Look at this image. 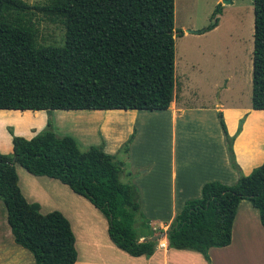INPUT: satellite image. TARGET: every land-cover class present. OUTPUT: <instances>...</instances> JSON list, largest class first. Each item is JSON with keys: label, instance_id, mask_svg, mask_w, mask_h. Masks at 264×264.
Segmentation results:
<instances>
[{"label": "trees", "instance_id": "trees-1", "mask_svg": "<svg viewBox=\"0 0 264 264\" xmlns=\"http://www.w3.org/2000/svg\"><path fill=\"white\" fill-rule=\"evenodd\" d=\"M30 10L59 20L61 45L37 44ZM219 13L217 5L211 15ZM252 14L250 108L264 111V0H252ZM173 38V0H53L45 6L0 0V110L165 111L173 87ZM215 114L237 180L203 183L199 197L185 200L165 231L168 249L195 251L207 262L209 248L230 243L241 200L257 211L264 230V160L242 175L233 137L221 113ZM8 132L11 154H0V201L14 243L31 254L32 264H73L74 238L59 212L42 215L37 204L24 200L15 164L86 199L105 218L107 236L120 251L153 254L156 241L147 240L153 234L140 212L138 190L119 181L121 166L113 155L101 146L80 151L72 138L56 136L49 120L29 139Z\"/></svg>", "mask_w": 264, "mask_h": 264}, {"label": "rangeland", "instance_id": "rangeland-1", "mask_svg": "<svg viewBox=\"0 0 264 264\" xmlns=\"http://www.w3.org/2000/svg\"><path fill=\"white\" fill-rule=\"evenodd\" d=\"M21 1L31 6H45L53 0ZM221 1L173 0L174 91L177 102L179 101L178 105L184 112L182 119L177 121L175 129L177 166L180 164L177 161L181 154L187 155L186 160L188 162L191 160L194 163L193 159L198 158L195 155L196 149L203 151L204 148L208 149L212 145L217 151L219 139H222L216 112H214L217 106L225 110V116L229 115V121L225 122L230 124L229 127L233 125L231 124L233 115L235 113L241 115L236 120L234 133L229 136L233 139L239 133L244 119L248 121V127L250 128L251 125L254 129L261 126L259 121L261 123L264 121V111L256 113L258 111H253L250 108L252 0H229L228 4H222ZM217 5H219L220 13L213 17L211 14ZM27 17L30 18L36 31L37 44L59 46L63 43V27L59 20L35 10H30ZM215 21V27L203 32L205 28L212 27ZM184 30L194 33L187 34L184 33ZM179 34L181 36H178ZM11 112L14 113L8 114L5 118L19 124V119L24 117H19V115L23 112ZM107 112L40 111L39 113L44 116L45 123L47 120L50 121L51 130L56 136L72 138L78 149L84 151L89 146H97L101 142L99 133L93 131L91 124H93L94 118H102ZM110 113L115 118L134 115L131 132H134L135 141L130 148V140L126 151L123 145L125 141L122 142L120 150L114 155V160L121 166L119 181L122 184L135 186L133 178L140 179V184H143L144 188L143 190L139 188L138 195L141 193L139 202L141 198L142 200L146 199L145 196L154 190L160 193L155 194L160 195L161 201L159 202L166 203L164 199L169 198L171 192L168 182V151L171 133L168 114L147 111H111ZM259 116H261L260 119H258ZM10 128L7 126L4 128L9 136L8 131L13 135ZM16 136L23 137L20 134ZM263 144H260L262 146L260 148L264 151ZM223 148L225 149L224 143ZM128 149H130L129 155ZM14 167L17 171L18 184L22 188L25 182L23 176L29 178L33 176L27 174L17 165ZM242 172L240 173L243 175ZM61 187L69 193L65 186ZM142 204L141 201V213ZM0 207L2 210L0 220L2 221L5 212L1 201Z\"/></svg>", "mask_w": 264, "mask_h": 264}, {"label": "crops", "instance_id": "crops-1", "mask_svg": "<svg viewBox=\"0 0 264 264\" xmlns=\"http://www.w3.org/2000/svg\"><path fill=\"white\" fill-rule=\"evenodd\" d=\"M178 104L173 79L169 107L165 111H158L168 114L171 126L168 151L170 196L167 199L163 197L166 203L161 204L159 202L161 201L160 195H155L160 193L153 190L145 196L146 199L143 198L142 200L141 198L140 200L143 203L142 215L147 220L148 229L153 235L166 231L185 200L199 197V190L203 183L219 181L225 185H232L238 177L237 173L228 166L222 134L217 151L212 145L208 149L204 148L203 151L196 149L195 155L198 158L193 159L194 163L189 158L190 161L188 162L186 160L187 155L181 154L179 161H177L180 164L177 166L175 129L177 121L182 119L184 113ZM218 108L220 106H217L214 112L222 111L227 135L231 136L235 130L236 120L241 115L235 113L231 123L233 125L229 127L230 124L225 123L229 121V115L225 116V110L221 108L218 110ZM111 111H108L102 118H94L91 127H93V131L99 133L101 142L98 145L101 144L102 151L114 156L120 150L122 142H126L130 136H132L130 148L135 141L134 132H131L134 115L115 118L112 117ZM130 111L134 112L133 110ZM22 112L19 117H24L19 119L20 123L18 124L5 118L14 112L0 110V154L11 153V137L4 129L6 126L11 127L13 135L20 134L24 139L31 138L34 133L45 126L44 116L39 113L40 111ZM256 113H261V111ZM260 118L261 116L258 117V119ZM259 123L261 126L254 129L250 125L249 128L248 121L244 119L239 133L232 142L234 160L240 172L243 171L244 176L248 175L254 167H258L264 160V151L260 148L262 147L260 144L264 143V121L262 123L259 121ZM199 162L200 164H197ZM14 170L17 175L15 167ZM23 177L25 179L23 187L19 186L18 177L17 186L24 200L28 203L37 204L40 214L44 215L57 211L68 222L74 238L73 246L76 254L73 264H264V230L258 221L257 211L246 200H241L236 208L230 230V243L222 248H209L207 250L208 262L195 251L174 250L167 247L158 249L156 245L153 254L148 258L143 256L130 257L111 243L106 232L105 218L86 199L72 193L67 186L62 185L57 180L44 176ZM133 182L138 191L139 188L143 190L144 185L140 184V179L133 178ZM61 186H65L69 193ZM1 211L0 207V213ZM2 218L4 221L3 219L0 220V264H32L31 254L14 243L10 230L7 228L8 225H5L6 215ZM161 240H165V237Z\"/></svg>", "mask_w": 264, "mask_h": 264}, {"label": "water", "instance_id": "water-1", "mask_svg": "<svg viewBox=\"0 0 264 264\" xmlns=\"http://www.w3.org/2000/svg\"><path fill=\"white\" fill-rule=\"evenodd\" d=\"M221 3L222 4H228L229 3V0H222ZM184 33L192 34L194 32L193 31H190V30H184ZM12 162H13V160H12ZM164 237H166V232H161V233H158V234H155V235L150 236L147 240L149 242H154V241H157V240L162 239Z\"/></svg>", "mask_w": 264, "mask_h": 264}, {"label": "built area", "instance_id": "built-area-1", "mask_svg": "<svg viewBox=\"0 0 264 264\" xmlns=\"http://www.w3.org/2000/svg\"><path fill=\"white\" fill-rule=\"evenodd\" d=\"M165 247H166L165 240L159 239V240L156 241V248H158V249H164Z\"/></svg>", "mask_w": 264, "mask_h": 264}]
</instances>
